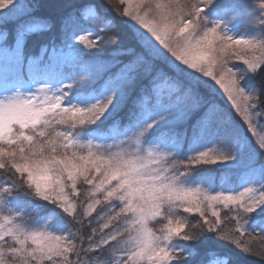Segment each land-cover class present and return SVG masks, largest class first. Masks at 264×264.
I'll return each instance as SVG.
<instances>
[{"label": "snow or ice", "instance_id": "6c2138e0", "mask_svg": "<svg viewBox=\"0 0 264 264\" xmlns=\"http://www.w3.org/2000/svg\"><path fill=\"white\" fill-rule=\"evenodd\" d=\"M251 241L264 0H0V264L264 260Z\"/></svg>", "mask_w": 264, "mask_h": 264}, {"label": "rangeland", "instance_id": "374dc122", "mask_svg": "<svg viewBox=\"0 0 264 264\" xmlns=\"http://www.w3.org/2000/svg\"><path fill=\"white\" fill-rule=\"evenodd\" d=\"M213 167L219 169L218 171L220 172L218 175L210 173L211 187L215 188L217 191L226 188L242 190V188L239 187L244 180V173L242 170L227 168L221 165Z\"/></svg>", "mask_w": 264, "mask_h": 264}, {"label": "trees", "instance_id": "16d2710c", "mask_svg": "<svg viewBox=\"0 0 264 264\" xmlns=\"http://www.w3.org/2000/svg\"><path fill=\"white\" fill-rule=\"evenodd\" d=\"M255 86L258 87V82H253ZM221 103H223L221 101ZM219 169L215 168V171L212 173H215L216 175L219 174L220 171ZM253 244V251L254 252H259L261 250H264V245H262L259 241H251ZM239 264H264V260L261 259L259 255H253V254H241L238 257Z\"/></svg>", "mask_w": 264, "mask_h": 264}]
</instances>
